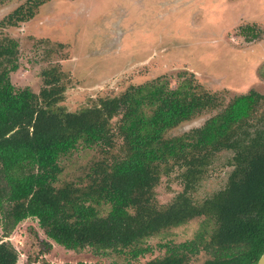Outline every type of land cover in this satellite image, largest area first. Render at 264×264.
<instances>
[{"label":"trees","instance_id":"trees-1","mask_svg":"<svg viewBox=\"0 0 264 264\" xmlns=\"http://www.w3.org/2000/svg\"><path fill=\"white\" fill-rule=\"evenodd\" d=\"M44 1L26 0L1 25L28 21ZM18 66L17 42L5 38L0 42V179L5 183L0 213L6 233L33 218L48 239L66 250L115 253L126 264H191L190 257L201 250L197 242L210 255L201 264L257 263L264 251V131L236 139L229 134L240 125L245 129L242 124L261 95L234 97L201 127L167 139V131L216 108L218 96L196 93L187 78L174 89L157 78L67 112L59 106L65 91L61 72L43 71V88L36 94L12 85L10 73ZM117 117L122 155L98 163L101 167L93 165L87 174L90 185L57 189L53 180L61 156L80 146L108 151L115 135L111 121ZM227 150L233 151L236 166L224 189L199 204L181 193L163 209L154 205L161 165L194 164L195 155L204 152L198 160L204 166ZM102 207L108 208L104 215ZM199 216L215 222L207 243L197 235L189 243L161 246L166 248L163 257L137 261L151 250L147 239ZM16 261L13 247L1 242L0 264Z\"/></svg>","mask_w":264,"mask_h":264},{"label":"rangeland","instance_id":"rangeland-1","mask_svg":"<svg viewBox=\"0 0 264 264\" xmlns=\"http://www.w3.org/2000/svg\"><path fill=\"white\" fill-rule=\"evenodd\" d=\"M24 2L0 0V21ZM0 36L18 42L19 67L10 75L12 85L37 94L43 88L42 72L56 68L65 86L59 106L67 112L157 78L167 80L171 88L187 78L196 93L216 94L218 106L167 131L165 138L201 127L234 97L250 92L262 99L242 124L245 129L237 126L229 137L264 131V0H48L32 20L0 29ZM118 119L111 121L115 135L108 151L80 146L61 156L53 180L57 189L90 185L87 174L93 165L101 167L98 163L122 155ZM200 153L194 164L173 161L159 167V181L153 189L158 209L181 193L199 204L226 187L235 173L233 151L215 154L204 166L198 163L204 152ZM4 186L0 179V193ZM107 210L102 207L101 214ZM3 220L0 213V243L16 251L15 264H126L124 256L115 253L103 256L89 248L66 250L44 235L36 219L21 221L9 233ZM214 228L210 216L169 227L145 241L151 250L137 261L163 257L166 248L161 246L189 243L197 235L207 243ZM197 243L201 250L190 257L191 264L210 257L202 250L204 243Z\"/></svg>","mask_w":264,"mask_h":264},{"label":"flooded vegetation","instance_id":"flooded-vegetation-1","mask_svg":"<svg viewBox=\"0 0 264 264\" xmlns=\"http://www.w3.org/2000/svg\"><path fill=\"white\" fill-rule=\"evenodd\" d=\"M25 1H26V0H25ZM47 1H48V0H45L42 4H40V5L37 7V9H36V11H35V13H34V16H33L31 19H29L28 21L32 20V19L37 15L39 8H40L41 6H43ZM24 3H25V2H24ZM24 3H23V4H24ZM21 5H22V4H21ZM21 5H19V6H21ZM19 6H18V7H19ZM16 8H17V7H16ZM16 8H15V9H16ZM15 9H14V10H15ZM12 12H13V11H12ZM9 14H10V13H9ZM9 14H8V15H9ZM8 15H7V16H8ZM7 16H5V17L0 21V29L6 28V27H16V26L19 25L20 23L28 22V21L19 22V23H17L15 26H5V25H1V22H2ZM5 38H6V39L14 40V39H12V38H8V37H6V36H0V42H2L3 40H5ZM15 41H16V40H15ZM16 42H17V41H16ZM151 55H152V54H151ZM156 55H157V54H156ZM17 58H18V42H17ZM18 67H19V66H18ZM16 71H17V70H16ZM16 71H15V72H16ZM13 73H14V72H13ZM10 75H11V73H10ZM10 81H11V80H10ZM130 87H131V86H130ZM130 87H129V88H130ZM26 88H27V87H26ZM129 88H127V89H129ZM22 89H24V88H22ZM173 89H174V88H173ZM125 91H126V90H125ZM125 91H124V92H125ZM124 92H123V93H124ZM120 95H121V94H120ZM120 95H119V96H120ZM116 97H117V96H116ZM112 98H113V97H112ZM98 99H99V98H98ZM95 101H96V100H95ZM95 101H94V102H95ZM92 103H93V102H92ZM92 103H91V104H92ZM88 107H89V106H88ZM86 108H87V107H86Z\"/></svg>","mask_w":264,"mask_h":264},{"label":"water","instance_id":"water-1","mask_svg":"<svg viewBox=\"0 0 264 264\" xmlns=\"http://www.w3.org/2000/svg\"><path fill=\"white\" fill-rule=\"evenodd\" d=\"M7 137L8 136L4 137L2 140L6 139ZM256 264H264V251H263L262 255L260 256V258Z\"/></svg>","mask_w":264,"mask_h":264},{"label":"built area","instance_id":"built-area-1","mask_svg":"<svg viewBox=\"0 0 264 264\" xmlns=\"http://www.w3.org/2000/svg\"><path fill=\"white\" fill-rule=\"evenodd\" d=\"M5 241H10V238H7V237H5V239H4Z\"/></svg>","mask_w":264,"mask_h":264}]
</instances>
